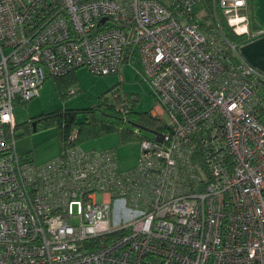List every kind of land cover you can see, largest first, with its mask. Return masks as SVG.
Masks as SVG:
<instances>
[{
  "label": "built area",
  "instance_id": "1",
  "mask_svg": "<svg viewBox=\"0 0 264 264\" xmlns=\"http://www.w3.org/2000/svg\"><path fill=\"white\" fill-rule=\"evenodd\" d=\"M199 1L0 0V264H264V75L191 21ZM247 1L213 7L250 41L264 29ZM137 51L169 122L135 167L80 147L21 158L16 104L48 77L115 75Z\"/></svg>",
  "mask_w": 264,
  "mask_h": 264
},
{
  "label": "rangeland",
  "instance_id": "2",
  "mask_svg": "<svg viewBox=\"0 0 264 264\" xmlns=\"http://www.w3.org/2000/svg\"><path fill=\"white\" fill-rule=\"evenodd\" d=\"M165 6H171L179 0H160ZM253 5L254 14L259 21H264V0H249ZM195 21L200 23L203 16L202 7H192ZM124 74L96 76L86 68L77 70L76 85L67 86L65 82L53 77L48 78L37 90V96L31 101L16 104L14 117L18 128L16 130V150L22 159L35 161L37 163L47 162L60 154L58 129L53 123H40L36 130L28 122L31 119L46 113H55L63 110H86L95 107L105 95L109 103L115 102V94L132 95L137 98L135 105L136 113H159L156 96L152 90L145 73L144 65L137 51L136 57L123 65ZM113 88L119 90L113 92ZM112 91V92H111ZM76 92L70 95L69 93ZM160 117V116H159ZM168 123L166 115L162 119ZM84 115H79V120ZM264 121V116L262 117ZM32 127V128H31ZM136 136L135 140L122 143L117 134H108L97 139H91L82 143L86 149L114 150L116 152L120 168L126 170L136 166L140 152V139L153 138L154 135L127 124ZM99 200L102 196H98Z\"/></svg>",
  "mask_w": 264,
  "mask_h": 264
},
{
  "label": "trees",
  "instance_id": "3",
  "mask_svg": "<svg viewBox=\"0 0 264 264\" xmlns=\"http://www.w3.org/2000/svg\"><path fill=\"white\" fill-rule=\"evenodd\" d=\"M247 2H249V0ZM197 5L202 7V20L200 23L196 22L193 13L191 16V21L197 23L205 34H207L209 37L215 36L217 39L225 36L230 42L236 44H241L245 41V36L237 35L233 28L229 26L224 14L220 10H217V12L214 10L213 0H200ZM245 12L249 17L251 31H259L264 29L263 23L258 24L255 21L256 17L254 15L253 5L250 6V3L247 4V9ZM126 63L127 61H125L123 65ZM77 70L78 69L70 72L66 76L53 78L65 82L67 86H70L71 84L75 86L78 82L76 76ZM118 74L119 73L115 75ZM113 89V92L119 91L115 88ZM256 90L258 99L260 101L256 110L259 113L260 119L262 120V117L264 116V81L259 79L257 80ZM75 93L76 92H72L69 94L72 95ZM117 93L118 92H116L114 96V103H109L105 95L93 108L81 111L63 110L55 113H46L31 119L28 123L32 126V121L36 122V128L40 123H53L58 129L60 154L70 147H80L85 151L96 150L86 149L82 146V143L91 139L103 137L108 134H117L122 143L135 140L137 137L139 139L140 136H136L129 128H127V124L140 127L143 130L146 129L160 133L166 130L165 122L155 116L152 112H135V105L138 102L137 98L133 97L132 95H125L122 97L121 94ZM80 114L84 115V119L79 120ZM17 128L18 124L16 123L15 139H17ZM73 136H75L74 140H72ZM144 139L146 138L140 139V143Z\"/></svg>",
  "mask_w": 264,
  "mask_h": 264
},
{
  "label": "crops",
  "instance_id": "4",
  "mask_svg": "<svg viewBox=\"0 0 264 264\" xmlns=\"http://www.w3.org/2000/svg\"><path fill=\"white\" fill-rule=\"evenodd\" d=\"M248 4H249V2H248ZM249 10H250V7H249ZM255 17H256L255 21L258 24L259 23L264 24V21L260 22L259 19L257 18V16H255ZM239 52H240V55L243 58V60L248 65H250L254 70H256L259 73L264 75V35H262L256 39H253L250 41H244L243 43H241ZM122 67L120 69L119 74H122V73L124 74V72H125V69H122ZM76 76H77V71H76Z\"/></svg>",
  "mask_w": 264,
  "mask_h": 264
},
{
  "label": "water",
  "instance_id": "5",
  "mask_svg": "<svg viewBox=\"0 0 264 264\" xmlns=\"http://www.w3.org/2000/svg\"><path fill=\"white\" fill-rule=\"evenodd\" d=\"M32 127H33L34 130H36V122L32 123ZM144 130L149 132V133L155 134L157 136L156 139H157L158 142H162L163 141V135L161 133H158V132H155V131H151V130L149 131V130H146V129H144Z\"/></svg>",
  "mask_w": 264,
  "mask_h": 264
},
{
  "label": "flooded vegetation",
  "instance_id": "6",
  "mask_svg": "<svg viewBox=\"0 0 264 264\" xmlns=\"http://www.w3.org/2000/svg\"><path fill=\"white\" fill-rule=\"evenodd\" d=\"M32 123H33V121H32Z\"/></svg>",
  "mask_w": 264,
  "mask_h": 264
}]
</instances>
